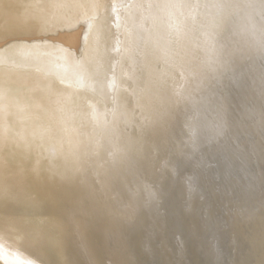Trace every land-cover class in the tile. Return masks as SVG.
<instances>
[{
    "label": "bare ground",
    "instance_id": "obj_1",
    "mask_svg": "<svg viewBox=\"0 0 264 264\" xmlns=\"http://www.w3.org/2000/svg\"><path fill=\"white\" fill-rule=\"evenodd\" d=\"M23 1L0 0V17ZM116 2L101 0L85 21L64 15L72 57L44 91L35 59L0 25V264H129L132 253L152 264H264V63L244 66L243 83L216 80L264 56V0H133L127 11ZM120 35L136 41L144 74L127 100L121 69L135 60ZM87 145L116 169L97 163L107 181L87 166ZM135 163L153 187L136 186V205L118 213L132 191L125 177L111 180Z\"/></svg>",
    "mask_w": 264,
    "mask_h": 264
},
{
    "label": "rangeland",
    "instance_id": "obj_2",
    "mask_svg": "<svg viewBox=\"0 0 264 264\" xmlns=\"http://www.w3.org/2000/svg\"><path fill=\"white\" fill-rule=\"evenodd\" d=\"M44 2H45L44 0H24L23 4H25V9H22V8L19 9V8H16L15 6H13V5H10V6L7 5L4 15L2 17H0V25L2 24L4 26H6L7 34L11 38V42L13 43V45L16 46V48L20 49L19 50L20 52H22L21 51L22 49L27 48V52L29 51L28 52L29 55L32 56L31 58L35 59L36 63L38 64L37 65L38 66V70H39L38 71V73H39V79L38 80H39V82H41L39 87H41V88L43 87L41 89L42 91L47 89L49 86H52L55 83L54 81H57V79L58 80L59 79L60 80L64 79V76H63V71L64 70L63 69L66 66L65 65V61L66 60L67 61L70 60L69 58L72 57V53H73L72 51L73 50L70 49V47H69L70 45L68 46L67 44H68V42H69L68 40H70V36L72 34V30H71L70 26L73 24V20L70 19L71 17H69V19H66L64 15H66V14L71 15V13L74 12V14H72V15H76L77 16V18H75V20L80 19L81 21H85V19H86L85 12L87 10L89 11V9L92 8V7L95 9V12H96L97 8L99 7V4H100L101 0H57L56 4L59 5L60 7H56V4L54 6V4L51 3V4H49L48 9L44 8ZM116 4L113 6L114 8H116V7L118 8V5H119V6L122 7V9L124 11L126 9H128V8H131V9L134 8L133 0H117ZM68 5H69V7H68ZM64 6L66 7V11L67 12H65V10H64L65 7ZM123 10H122L121 13H124ZM152 14L153 13H151V15ZM78 16H81V17H78ZM148 20H149V18H148V16H146V19H145L144 25H143L144 27L147 26ZM124 28H126V24L125 23H124ZM73 31H75V30H73ZM102 34H103L102 35V40H104L105 45H106L107 44L106 43L107 36L104 35L105 34L104 32ZM90 36H92V35L90 34ZM90 36L88 34V36L85 37L86 41H87L86 38H88V40H89L87 43L92 42L94 40L93 36L92 37H90ZM120 36H121V39L119 38ZM120 36H116L117 39H118V40L116 39V41H118V43L121 41V43H119V44L116 42L117 45H120V44L122 45L123 42H126V44L129 42V44H127V46H126V48L127 47H129V48L125 49V51L128 54L133 55V60H135V61H133L134 63L131 61L134 65L131 64V63H128V60H125V58L123 59V61L121 63V68L125 64V63L123 64V62H126V63L129 64V65L125 64L124 67L121 69L122 70L121 72H122L123 76L125 77L124 80H123V82L125 84L123 82L120 84V89L124 90V92H125L123 100H127V97L129 98V96H130V98H134L136 90L138 91L139 86L140 87L143 86V82H142L143 79L142 78H144V74H143V70H141L142 68H141L139 60H138V55H137L138 47H136V41L133 42L132 46L130 47L129 45L131 44L130 43L131 40L128 41V39L126 37V39L124 41V38H122V35H120ZM142 36H143V34H141V36L139 38V41L137 40L139 43L143 39ZM79 38H80L79 42H80V47H81V48L79 47V51H81V49L83 47V44H85V42H84L85 40H83V42L81 41L82 39H84L83 36H82V39H81V36ZM119 39H120V41H119ZM38 42H40V43H38ZM65 45L68 46V51H67L66 54H64V51H63V46H65ZM132 47H133L134 50L132 49ZM116 53L114 52V54H115V55H113L114 57H116V56L121 54L120 52H118L117 55H116ZM76 57H77V55H76ZM248 58H247L248 61L244 60L237 67H235V68H233L231 70H227L226 72L220 74L216 78V80L218 82H223V80L227 81V80H231V79L234 78L233 80H231L233 83H237L238 84V81H240L239 83L245 82V79H246L245 77H247V73H243L242 72V68L244 66H246L250 61H252L253 58H254V60L256 61V63L258 65L259 64L262 65V62L264 63V56H262L261 54H258V53H255V54L251 55ZM136 59H137V63H135ZM130 66L131 67L133 66L135 70H141V71H136V73H135V70L133 69V67L131 68ZM70 68L72 69L73 67H70ZM126 70H128V71H126ZM127 72H129L130 74L127 73ZM141 72H142L143 75L141 74ZM228 72H229V74H228ZM133 74H135V75H133ZM244 74H245V76H244ZM132 77H134L133 80H132ZM137 77H138V79H137ZM229 78H231V79H229ZM128 79H130V80L128 81ZM141 79H142V81H141ZM135 80H136L137 83H139V81H141L142 83L140 82L141 84L138 85L135 82ZM128 82H129V84H128ZM132 82L133 83L135 82L136 84H133ZM30 84L31 83H26L25 84V86L27 88L26 89V97H28V95L31 94V90H34L33 86H32V88L27 86V85H30ZM123 84L125 85V89H123L124 88ZM133 85H135L136 87L133 86ZM130 86H131V88H130ZM243 87H244L245 91H248L247 93H252L253 92V90H250L251 88H249V84L246 83V85L244 84ZM85 88H87L86 92H87V94H89V97H90V91H91L90 87L85 86ZM132 89H133V91H132ZM128 91L130 92V94H129ZM126 92H127V94H126ZM126 95H128V96H126ZM204 95H205V93L201 91V92L197 93L193 98L188 99L187 102L184 105H187V103L193 102L197 98H201L202 96L204 97ZM81 96L83 97L84 95H81ZM76 103H78V100H77ZM104 105L108 106V105H111V104L109 102H107ZM109 107L110 106H108V109H111V110L114 108V107L112 108V106L110 108ZM103 108H106V107H103ZM89 113H91V112H89ZM87 146H88L87 147L88 151H87V154L85 153V156H84L86 161H87V166L90 167L91 170L95 169V173H96V175L99 176L98 177L99 179L107 181V178H106L107 174H105L104 171H103L105 168L103 170H100V169L96 168L97 163L100 162L101 164H105L106 163L105 164L106 168H108L107 166L109 165V168L106 169L108 175H109V171L110 170H112V171L114 170L112 165H110V163L108 161V158L106 157L107 155L104 156V155H102V153L99 154V151H97L96 147L93 146V145L91 146L93 148V149L91 148L93 150V152H92V150L90 149V146L89 145H87ZM95 152H97V154ZM103 160H105V161H103ZM135 164L132 165L133 167L136 166V168L134 167L135 168V170H134L135 172L133 171L132 173H129L128 171H124V172L122 171L120 173V171H119L118 173H116L117 175L114 177V179L111 180L112 184L115 185V187H116L120 183V180L122 181V179H124V177H125V179L128 180V183H129V187H130L129 188L130 189L129 192L132 191V192H130L129 195H127L125 198H123L122 203L120 205H114L113 206L115 210H118V211H116L118 213H120L119 212L120 209H123L124 206H126L127 204L136 205V204L132 203V202H134V201H132L133 200L132 198L135 197L137 187H141V188L145 187V188H151V189L153 187L152 186V182H150L149 179L142 178L144 175L142 176V173L140 172V169H138L137 164L136 165ZM112 171H111V173H112ZM123 174H124V176H123ZM116 179H119V180H116ZM129 179H130V181H129ZM140 179H142L143 181H147V182H143ZM88 183L90 184L89 181H88ZM86 193H87V189H85V190L83 189L76 195L75 198L79 197L80 195H85ZM72 196H74V195H72ZM69 200H70L71 203L70 204L66 203L67 206H66V204H65V206H66V208L68 210L69 209L73 210L74 209L73 205H75L74 203L77 204V201H76V199L72 200L70 198H69ZM109 205H110V203H109ZM134 217H137V214ZM124 219L125 218H122L121 221H123ZM134 220H133L134 223L139 221V217H138V220H137V218H134ZM131 227H132V224L128 225L126 229H130ZM67 228L70 229L69 231L72 232L73 236L76 238V249L78 248L76 250L77 257L80 258V259H83V257H86V259H88V257H90V255H89L90 253L87 252L88 256L85 254L86 253L85 251H88V250L84 246V244H83L84 242L82 243V241L80 240L79 235L76 232L77 231L76 226L73 227L71 224H68ZM0 240H1V238H0ZM126 242H127V240H126ZM79 248H80V250H79ZM5 251H8V250H5ZM132 255H133V261L134 260L135 261L131 262L129 264H138L139 263L138 260H141V259L145 260V261H142V263H144V264L145 263L149 264V262H151L149 257L143 256V255L141 256V254L140 255L138 254V256H137V254L132 253ZM136 256L137 257L140 256V257L137 258ZM142 263L140 262L139 264H142ZM150 264H152V262Z\"/></svg>",
    "mask_w": 264,
    "mask_h": 264
}]
</instances>
